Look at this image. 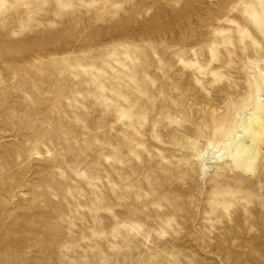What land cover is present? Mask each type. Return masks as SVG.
<instances>
[{
  "label": "rangeland",
  "instance_id": "1",
  "mask_svg": "<svg viewBox=\"0 0 264 264\" xmlns=\"http://www.w3.org/2000/svg\"><path fill=\"white\" fill-rule=\"evenodd\" d=\"M0 264H264V0H0Z\"/></svg>",
  "mask_w": 264,
  "mask_h": 264
}]
</instances>
